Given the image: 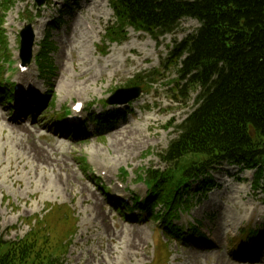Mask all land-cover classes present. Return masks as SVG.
<instances>
[{"label": "rangeland", "instance_id": "1", "mask_svg": "<svg viewBox=\"0 0 264 264\" xmlns=\"http://www.w3.org/2000/svg\"><path fill=\"white\" fill-rule=\"evenodd\" d=\"M14 2L4 15L5 2L0 0L11 62L0 64V82L17 89L16 102L6 104L0 98V229L6 238L16 240L31 231L25 218L44 217L52 207H61L69 219L64 213L55 215L56 234L70 244L63 264H157V254L163 262L167 253V264H264V249L248 262L234 253L247 228L264 233V190L253 187L249 178L254 170L236 174L238 168L224 165L212 172L208 188L200 186L204 179L190 183L191 210L180 213L176 224L188 229L198 223L212 245L184 243L170 237L146 211L139 221L126 218L116 206V199L132 206L134 196L146 198L148 190L139 174L165 168L158 155L196 107V94L186 104L178 102L172 91L178 72L165 65L173 46L195 34L200 23L184 19L173 34L164 36L128 29L126 41L108 45L102 53L106 28L115 22L111 0H49L32 25L35 56L49 34L55 45L49 57L53 69L41 74L35 59L27 71L20 69V33L35 0ZM60 13L61 24L50 25ZM3 46L0 40V50ZM153 72L160 74L149 92L127 105L121 104L127 94L114 97L117 90L134 88L139 82L135 77L145 78L141 82L147 84ZM42 101L45 105H37ZM26 102L29 109L23 106ZM77 102L85 106L82 119L72 112ZM119 108L125 114L112 117L122 118L103 131L87 119V114ZM67 111L69 124L59 128L63 123L58 120ZM67 220H75L74 232L67 229L72 224Z\"/></svg>", "mask_w": 264, "mask_h": 264}, {"label": "trees", "instance_id": "2", "mask_svg": "<svg viewBox=\"0 0 264 264\" xmlns=\"http://www.w3.org/2000/svg\"><path fill=\"white\" fill-rule=\"evenodd\" d=\"M111 4L115 22L106 30L110 44L125 41L128 28L164 36L173 34L184 19L200 23L195 34L173 46L165 65L167 70L174 67L178 72L172 88L178 102L186 104L190 95L196 94V107L177 127V136L167 150L158 155L165 168L139 174V181L149 187V195L144 202L135 198L134 205L162 221L165 232L175 239L187 242L190 235L205 240L197 225L192 224L184 233L175 224L181 212L191 210L193 198L187 192L192 181L204 179L200 186L209 187L215 169L238 165L255 170L253 185L264 190V0H112ZM60 20L54 23L58 25ZM2 36L1 43L6 46V36ZM105 44L103 52L108 47ZM54 49L49 34L39 55L42 74L53 69L49 57ZM1 53L0 60L8 59ZM158 74L151 73L147 84L141 82L145 78L135 77L139 82L133 85L149 92ZM11 90L4 88L2 102L13 100ZM119 115V110L109 111L95 121L103 131L112 127L116 119L112 117ZM117 205L132 213L124 201ZM60 210L52 207L44 217L25 218L31 231L16 240L7 239L0 229V264H63L70 244L69 239L61 240L56 234L54 217L66 211ZM64 214L65 220L69 219L68 211ZM68 222L72 224L67 229L74 232L75 220ZM254 235L255 231L246 229L237 250L249 248L248 241ZM261 246L264 241L253 248ZM169 258L167 253L161 262L157 254V264H167Z\"/></svg>", "mask_w": 264, "mask_h": 264}, {"label": "water", "instance_id": "3", "mask_svg": "<svg viewBox=\"0 0 264 264\" xmlns=\"http://www.w3.org/2000/svg\"><path fill=\"white\" fill-rule=\"evenodd\" d=\"M39 5H43L46 0H37ZM22 41H21V57L22 64L27 65L31 62L33 57V50L35 46V33L31 25L25 27V29L21 33ZM142 93V89L139 87L129 88V89H121L116 91L115 96L117 97L122 94H127L126 100H124L121 104H128L130 101L137 99ZM110 103V101H108ZM118 104V103H116Z\"/></svg>", "mask_w": 264, "mask_h": 264}, {"label": "bare ground", "instance_id": "4", "mask_svg": "<svg viewBox=\"0 0 264 264\" xmlns=\"http://www.w3.org/2000/svg\"><path fill=\"white\" fill-rule=\"evenodd\" d=\"M100 6V5H99ZM98 7V6H97ZM97 11V10H96ZM100 11V10H99ZM98 12V11H97ZM94 16V15H93ZM98 17V19H100V16H97ZM39 28V27H38ZM37 29V28H36ZM38 32V31H37ZM38 36H39V34H38ZM36 42H37V39H36Z\"/></svg>", "mask_w": 264, "mask_h": 264}]
</instances>
